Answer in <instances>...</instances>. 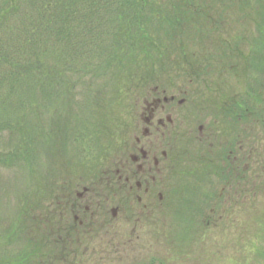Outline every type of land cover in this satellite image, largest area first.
<instances>
[{"label": "rangeland", "instance_id": "obj_1", "mask_svg": "<svg viewBox=\"0 0 264 264\" xmlns=\"http://www.w3.org/2000/svg\"><path fill=\"white\" fill-rule=\"evenodd\" d=\"M179 1L208 17L158 28L163 52L130 69L135 84L116 93L98 63L84 62L65 86L30 96L21 129L0 132L4 154L23 152L15 167L0 164V264H264V102L255 99L264 98V0ZM172 96L159 117L173 124L150 138L167 154L153 173L162 201L131 203L68 239L70 186L98 182L80 172L97 166L95 190L107 196V177L142 137L147 101Z\"/></svg>", "mask_w": 264, "mask_h": 264}, {"label": "trees", "instance_id": "obj_2", "mask_svg": "<svg viewBox=\"0 0 264 264\" xmlns=\"http://www.w3.org/2000/svg\"><path fill=\"white\" fill-rule=\"evenodd\" d=\"M181 5L179 0H0V132L21 129L22 112L34 107L30 96L36 91L45 96L59 83L65 86V74L89 67L84 62L98 63L116 93L135 84L129 81L130 69L148 67L146 62L163 52L158 28H177L191 13L205 15L203 9ZM151 71L148 76L154 75ZM255 99L264 102L260 95ZM222 116L237 118L234 110ZM90 143L85 145L90 148ZM22 153L14 147L9 154L0 150V164L15 167ZM230 170L233 174L234 166ZM232 179L228 175V183Z\"/></svg>", "mask_w": 264, "mask_h": 264}, {"label": "flooded vegetation", "instance_id": "obj_3", "mask_svg": "<svg viewBox=\"0 0 264 264\" xmlns=\"http://www.w3.org/2000/svg\"><path fill=\"white\" fill-rule=\"evenodd\" d=\"M175 101L176 97L174 96L169 99L167 97L163 99L156 98L150 103L147 101L146 110L143 113L145 129L142 137L136 138L133 154L130 155L131 162H126L128 166L125 167L122 163L123 170L118 169L115 172V180L114 178L107 177V186L109 187L111 185L110 192L107 193V196H104L106 192H100L98 194L95 190L97 185H99L100 179L97 175V166L95 171L92 167L84 172H80L81 177L92 178L93 182L96 178L98 182L94 184V189L91 188V186H93L92 183L91 186L82 188V192L79 191L81 187L79 184L75 187L70 186L66 196V206L70 209V220L72 221L66 228V237H68V239L79 240L80 236L92 232L95 225H98V221L105 219V221L108 222L107 217L109 212L112 219L115 220L120 211L131 203L147 208L150 203L152 205V201H155L156 196H158L160 202L162 201V194H156L155 185L157 181L153 173L156 171L155 169L159 171L160 162L163 159H167V154L162 152V157H158L159 148L154 147L150 138L153 135L152 130H155V132L167 130V128L173 124V120L170 117L164 120L159 116L165 112L167 104H173ZM178 104L184 105L186 104V100H180ZM199 131L202 132L203 128H200ZM157 138L158 137H156V139ZM143 140H149V142L145 145V141L143 142ZM85 163L80 167H89L88 164ZM105 174H107V172ZM101 179H103V177ZM103 197L105 198L106 205H103L101 202ZM113 202H116L117 206L109 211L107 207Z\"/></svg>", "mask_w": 264, "mask_h": 264}]
</instances>
